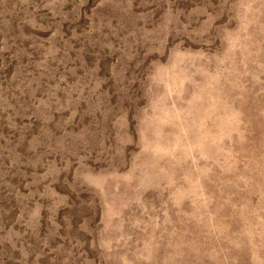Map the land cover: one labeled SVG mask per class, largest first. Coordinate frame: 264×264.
I'll return each mask as SVG.
<instances>
[{
	"label": "rangeland",
	"instance_id": "rangeland-1",
	"mask_svg": "<svg viewBox=\"0 0 264 264\" xmlns=\"http://www.w3.org/2000/svg\"><path fill=\"white\" fill-rule=\"evenodd\" d=\"M0 264H264V0H0Z\"/></svg>",
	"mask_w": 264,
	"mask_h": 264
}]
</instances>
